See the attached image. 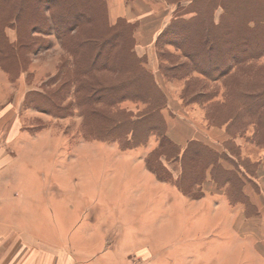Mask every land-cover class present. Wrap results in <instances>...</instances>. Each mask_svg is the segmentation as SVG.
Listing matches in <instances>:
<instances>
[{
    "label": "rangeland",
    "instance_id": "374dc122",
    "mask_svg": "<svg viewBox=\"0 0 264 264\" xmlns=\"http://www.w3.org/2000/svg\"><path fill=\"white\" fill-rule=\"evenodd\" d=\"M90 1L77 4L89 3L84 13L76 11L82 14L76 20L62 10L69 5L67 0H26L17 25L5 20L10 4L0 13V73L6 78L5 85L0 84V264H264V209H257L264 208V194L256 181L264 160V141L256 138L255 142L249 135L259 126L264 131V116L246 111L240 97L246 86L264 84V52L242 63L233 62L221 73H207L211 70L208 57L195 55L202 49L205 23L216 25L223 13L224 26L231 22L234 29L244 15L261 19L264 0H225L224 5V0L215 4L207 2L213 0L122 1L121 14L132 21L125 16L114 21L106 0ZM33 10L40 17L34 30L26 23L34 16ZM197 13L198 24L186 29V20ZM53 14L58 23L65 21L59 24L61 28L70 25L65 35L59 37L53 27H47ZM161 19L165 23L153 39L154 45L152 40L147 44L145 55L136 52L140 25L158 29ZM171 23L176 24L177 36L171 41L157 40ZM119 33L109 63L102 66L103 50L97 68L86 74L83 67L90 43ZM213 34L219 33L210 30ZM188 41H192L189 48ZM262 41L264 38L259 46ZM76 42L80 48L76 49ZM187 50L201 70L181 67L187 63ZM216 63L221 65V59ZM138 69L155 86L159 100L154 101V113L157 119H165L166 133L169 122L170 135L180 123L186 125L185 137L193 134L210 142V137L221 139L217 146L223 153L222 166L233 158L240 163V171H246L244 198L239 197L245 204L242 217L231 212L224 227L222 223L207 227L213 222L211 215L221 221L222 213L204 208L187 228L189 222L175 227L174 212L166 214L161 229L153 226L152 220L162 215L149 214L151 204L157 203V191L149 187L138 167L128 170V159L179 190L168 180L175 181L181 169L178 162L163 158L160 142L167 141L150 132L134 142H123L130 134L121 127L111 134H97L109 124V118L136 121L149 110V102L135 97L132 89L129 93L133 94L112 101L121 90L102 92L98 88L115 86ZM84 85L94 87L92 104L83 99L85 89L78 90ZM244 128L249 136L242 134ZM214 129L222 134L214 136ZM242 136L247 139L243 141ZM198 178L185 188L191 195L179 190L183 201L204 203L199 198L206 184ZM229 188L228 184L219 187L228 200ZM255 201L258 205H253ZM3 220L17 226L5 227ZM196 229L197 236H193ZM143 247L146 254L139 250Z\"/></svg>",
    "mask_w": 264,
    "mask_h": 264
},
{
    "label": "trees",
    "instance_id": "16d2710c",
    "mask_svg": "<svg viewBox=\"0 0 264 264\" xmlns=\"http://www.w3.org/2000/svg\"><path fill=\"white\" fill-rule=\"evenodd\" d=\"M26 0H0V13L3 12L4 7L7 4H10L9 11L5 13V20L9 21L11 24L17 25L19 21L21 20L20 15L23 8V3ZM53 1V0H51ZM66 7H63V12L67 13V16L73 17L74 20L82 16L80 13H76L80 11H86L87 6L91 2L89 0L88 4H84V6H78L77 4L82 0H67ZM88 0H85V2ZM252 1V0H251ZM209 4H215L219 2L218 0L213 1H207ZM233 0H228L227 3H232ZM256 2V1H254ZM253 2V3H254ZM264 3L263 1H261ZM226 4L225 0L223 1V5ZM224 7V6H223ZM30 10H32V7H29ZM223 10H228V6L223 8ZM240 10V9H239ZM244 10V9H242ZM34 11V16L26 20L27 25H30L31 27L33 25L37 24V19L40 17L37 16L36 10ZM241 11V10H240ZM197 14L194 16L196 18L191 17L190 21L188 22L186 20V29L189 28L191 24H198L199 18H197ZM226 13H223V17H221L220 22L224 21V16ZM243 19H241L242 23H238L237 27L234 29L233 25L230 24L228 26H224V22L221 23L218 22L216 25L211 24L209 21L208 23H205L206 27L202 23V28L205 27V39L203 40L202 49L197 51L195 55L208 57L209 59V67L211 70L207 73H221L223 68L230 69L233 62H245L247 59H250L252 57L257 56L260 52H264V47L262 46L264 41L258 45L259 42H261V39L264 38V11L262 20L255 18V17H247L244 15ZM60 17V16H59ZM238 17V16H237ZM61 18V17H60ZM239 18V17H238ZM258 20H261L258 21ZM58 19H55V16L53 14V17L49 23H46L47 27H53L59 37L65 35L67 32V29L70 30V25L67 24V29L65 26L64 28H61L57 22ZM42 23L45 24L44 20H41ZM183 22V21H181ZM40 24V23H38ZM185 24V23H183ZM240 24V25H239ZM176 24L172 25L169 24L163 31L159 34L157 40H165V41H171L174 39L173 37H176V30H175ZM211 28V29H210ZM32 29H35V26L32 27ZM210 30H213L214 33H219L218 35L213 34V37L210 35ZM216 30H218L216 32ZM221 30V31H220ZM2 34V33H0ZM25 35L27 36L28 33L26 32ZM216 35V36H215ZM120 33L111 36L107 39L105 37L101 38L98 41H93L90 43L91 51L86 56V63L83 67V70L86 74H90L94 68H97L98 58L100 57V54H102V51H106V54L103 58L102 66L105 67L109 63V54L111 52V48L114 46L116 42L119 40ZM114 37V38H113ZM115 39V40H114ZM115 42V43H114ZM27 43L26 45H28ZM192 44V41H188L186 46L189 48V46ZM75 47L80 48L79 43H75ZM75 49V51H76ZM96 49L98 51H96ZM206 49V51H204ZM192 51H185L186 57H187V63L184 65L182 64L181 67H184L186 65H189L190 68H194L197 70H201L195 63L194 54L191 53ZM219 54V55H218ZM205 55V56H204ZM216 57V58H215ZM203 58V59H204ZM141 59V57H139ZM207 59V60H208ZM211 59V60H210ZM221 59V65L217 64L216 62L220 61ZM141 62H143L141 60ZM190 62V63H188ZM224 64V65H223ZM170 70V69H168ZM204 73V72H203ZM63 87H66L64 84ZM116 87V88H115ZM84 88V96L83 99H85L86 103L92 104L94 97V87H86L84 85L83 87H79L78 90ZM102 92H109V90H121L118 91L120 95H118L116 98H114L112 101L121 100L127 96H129L132 92L129 93V89H132L135 92V97L143 99L145 102H149V110L144 112L141 116L138 117L136 121H127L125 120L120 121V117L118 118H109L108 119V125L105 126L102 130H100L97 134L103 135V134H111L113 130H118L120 127L121 129H124L123 131H126V133L130 134V137L127 138L125 136L124 141L129 142V139H131L133 142L138 140L143 134H149L150 132H155L157 136L162 138L163 142L167 141V143H164L162 145V142H160V147L164 150H162L163 158L165 160H170L172 162H178L180 165V174L179 176L174 180L168 179L170 181H173L174 184L179 188V190L183 193H186L185 189L188 185H193L197 180L199 179V183H202L206 175H209L211 180L216 183L217 187H220L221 185L228 184L230 186L228 190L229 194V200L232 204L236 203H243V199L239 200L241 197L244 198V192L242 191L246 179H248V175L245 170L240 171L239 164L237 162H233V158L230 159V164L232 165V168L230 170H226L222 164L220 163V158L223 157V153L217 152L213 149H211L209 146L198 142V141H189L185 148H180L177 144H175L173 141L169 139V137L166 134V122L165 119L162 121L161 119H157L156 115L154 113L155 106L154 101L157 99L159 100L158 96H156L155 93V86L150 81V77L144 72H142L140 69L135 70V72H131V76H128L127 79L122 81L119 84H116L115 86H103L98 87ZM123 90V91H122ZM162 91V90H160ZM159 91V92H160ZM163 92V91H162ZM158 93V92H157ZM133 94V93H132ZM240 97L244 99V107L246 111L248 109H252L251 111L254 116L262 115L264 116V84H258L253 86H246L244 90L241 89ZM81 98V97H79ZM104 96H100V100H104ZM166 99V98H165ZM159 103V102H158ZM167 103H165L166 106ZM164 106V107H165ZM163 107V108H164ZM148 108V107H147ZM257 128V127H256ZM103 132V133H102ZM246 130L243 129L242 134H245ZM264 131L262 130V127L257 128L255 133L253 135H250V139L255 141L254 139L260 142L264 141V135H262ZM263 137V138H262ZM263 140V141H262ZM256 142V141H255ZM123 144V143H122ZM129 144V143H128ZM263 144V143H262ZM124 145V144H123ZM171 145V146H170ZM170 156V157H169ZM242 163V162H241ZM158 177V176H157ZM159 178V177H158ZM160 180H165L162 177ZM183 182H186V185H182ZM192 188V187H191ZM190 188V189H191ZM232 192H234L235 195H232ZM190 194V193H186ZM191 195V194H190ZM193 195V194H192ZM197 197V196H193ZM240 197V198H239ZM245 206V204L243 203ZM251 206V205H250ZM252 207V206H251ZM250 207V208H251Z\"/></svg>",
    "mask_w": 264,
    "mask_h": 264
},
{
    "label": "crops",
    "instance_id": "0c3cea01",
    "mask_svg": "<svg viewBox=\"0 0 264 264\" xmlns=\"http://www.w3.org/2000/svg\"><path fill=\"white\" fill-rule=\"evenodd\" d=\"M122 1L125 2V0H106L109 14L112 16V18H114V21L118 17H123V16L127 17V19L132 21V18H128L127 14L126 15L121 14V13H123L122 11L124 10V6H123ZM133 3L136 4V0H133ZM150 19H152V17ZM133 20L139 21V20H141V17L138 19L137 18L133 19ZM163 23H165V21L161 19V21L158 23V26H157L158 29L149 28V24H145V25L141 24L140 25L138 32H137V39L139 40V45H138L139 48L136 49V52L140 53L141 55L146 54L147 44L152 40L150 44H152V46L154 45L153 39L156 38L158 32H160L161 29L163 28V25H162ZM160 26H161V28H160ZM155 31H157V32H155ZM138 49L140 50V52L137 51ZM5 82H6L5 75L1 72L0 73V84L3 86V85H5ZM1 92H2V88L0 87V93ZM183 125H184V123H183ZM184 126L186 127V125H184ZM183 127L180 125V123L178 124V129L176 126L173 127L171 130V132L173 133L172 134L173 136H172V135H170V122L168 123V126H167V129H168L167 133H166L167 136L169 137V139L171 141H173L175 144H177L180 148H182V149L185 148L188 141L194 139L196 141H199V142L209 146L211 149L217 150V152L219 151L218 146L222 142L221 139L217 140L218 138L210 137L213 141V142H210V141H206V139H203L199 136H195L193 134L185 137L183 135L184 134ZM211 133L214 136L217 134L218 135L222 134V132H220L219 130H215V129L212 130ZM212 134L210 136H212ZM251 134L252 133L250 132L249 135H251ZM249 135H245V137L249 136ZM238 138H240V137H238ZM241 138H243L242 139L243 141H245V139H247V138L244 139V136H242ZM128 160H129L128 163L130 164V167L128 170L130 171V169H132L134 171L138 167V169H140V174L146 180L148 185H150L149 187L157 191V203L151 204L150 207L152 208V210L149 213L150 215H154L155 214L154 212H162L161 216L155 218V220H152V222H153L152 224L155 228L157 227L158 229H161V227H163L164 223H162V220H165L166 214L168 212L169 213L174 212V215L172 216V221L175 222L176 228H178L181 225H185L184 224L185 222H189V224L188 225L186 224V226H185L187 228L189 225H191V223L194 220H196L195 217L198 215L199 211H202L204 208H206V209L209 208L210 212L216 211V212L222 213L221 214V216H222L221 221H219L218 218L214 219V217L216 215H211L209 220H211L213 222L210 221L211 224L207 227L213 228L215 226H218L219 224L221 225V223L223 224V227H224V220L226 219L227 216L230 217V215H228V213H231V212H233L234 214L237 213L238 215H236V216H239V214H241L240 216L242 217V212L245 210V206L243 204L235 205V204L230 203L228 198L226 197V194L223 191V189H219V187H217L216 183L211 180L209 175L203 181L206 184V188H203L201 190L203 192V195H201L202 197L199 198V201L204 202V203H201V205H197V204H195V202L198 199L192 200V201H194L193 203H187L186 200L183 201V199H182L183 197H182L180 191L174 185L169 184V183L167 184L166 181L157 179L152 172H150L147 168L141 167L140 165L136 164L138 162L131 160V158H129ZM223 162L225 164L227 161L223 160ZM262 165H264V160L262 161ZM262 165L256 173V179L257 180L255 179L259 185L260 190H261V195L264 194V166H262ZM224 168L226 170H230L232 168V165L230 163H228L227 166H224ZM129 171H127V174L129 173ZM177 174L178 173H176V174L174 173V176H177ZM203 182L201 184H203ZM211 185L213 187H211ZM113 195H116V193H113ZM148 195H149V197H151V199H153L150 192L148 193ZM169 196H170V199H173L172 202L170 199H168ZM160 198L162 201L160 200ZM258 199H259V196H258ZM203 204H206V206L204 207ZM254 204H257L256 201L253 203V205ZM199 206H201V207H199ZM257 209H258V211H261L264 208L262 206H258ZM231 221H234V220L232 219ZM2 222H5L3 224L5 227L8 226L9 228H12L13 226H17V225H15L16 223L7 222L4 220ZM207 222H208V220H207ZM125 226H128L127 223L125 224ZM193 232H196L195 234H193V236H197V229ZM31 234L34 237L32 235H28L27 238H30V236L35 238V236H36L35 233H31ZM187 234H190L189 230L187 231ZM46 243H48V242H46ZM144 248H146V247L139 249V250H141L142 254H146V252H147V250Z\"/></svg>",
    "mask_w": 264,
    "mask_h": 264
}]
</instances>
